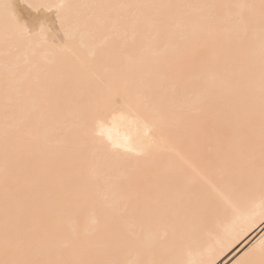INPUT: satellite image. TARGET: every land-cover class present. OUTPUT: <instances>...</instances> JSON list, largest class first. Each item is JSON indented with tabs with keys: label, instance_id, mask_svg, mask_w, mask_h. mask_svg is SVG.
<instances>
[{
	"label": "bare ground",
	"instance_id": "6f19581e",
	"mask_svg": "<svg viewBox=\"0 0 264 264\" xmlns=\"http://www.w3.org/2000/svg\"><path fill=\"white\" fill-rule=\"evenodd\" d=\"M0 264H264V0H0Z\"/></svg>",
	"mask_w": 264,
	"mask_h": 264
},
{
	"label": "rangeland",
	"instance_id": "374dc122",
	"mask_svg": "<svg viewBox=\"0 0 264 264\" xmlns=\"http://www.w3.org/2000/svg\"><path fill=\"white\" fill-rule=\"evenodd\" d=\"M29 13H30V14H34V13H33V12H31V11H30Z\"/></svg>",
	"mask_w": 264,
	"mask_h": 264
}]
</instances>
